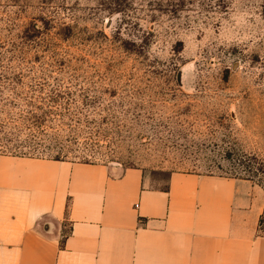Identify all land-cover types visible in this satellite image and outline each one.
I'll return each instance as SVG.
<instances>
[{
	"label": "rangeland",
	"instance_id": "374dc122",
	"mask_svg": "<svg viewBox=\"0 0 264 264\" xmlns=\"http://www.w3.org/2000/svg\"><path fill=\"white\" fill-rule=\"evenodd\" d=\"M2 155L264 188V0H0Z\"/></svg>",
	"mask_w": 264,
	"mask_h": 264
},
{
	"label": "crops",
	"instance_id": "0c3cea01",
	"mask_svg": "<svg viewBox=\"0 0 264 264\" xmlns=\"http://www.w3.org/2000/svg\"><path fill=\"white\" fill-rule=\"evenodd\" d=\"M264 188L0 156V264H264Z\"/></svg>",
	"mask_w": 264,
	"mask_h": 264
},
{
	"label": "trees",
	"instance_id": "16d2710c",
	"mask_svg": "<svg viewBox=\"0 0 264 264\" xmlns=\"http://www.w3.org/2000/svg\"><path fill=\"white\" fill-rule=\"evenodd\" d=\"M39 134H41V132H38L37 133V136ZM5 135H7V134H5ZM28 136H31V137H27L26 139H23V140H19L18 138H15V137H13L12 139H10V138H7V136H4L5 142H11V141L12 142H15L14 145H12V146H6V144H5L3 146L4 151H8L9 150V152H11V151L12 152H15V151H21V150H23L26 146L28 147L29 145L27 143H30V142L33 143V141H32V136L33 135L32 134H29ZM32 145H35V142ZM11 155H13V154H11ZM53 159L54 160H59L58 157H55ZM166 188H164V189L166 190ZM259 229L262 230V231H264V217H261V219L259 221Z\"/></svg>",
	"mask_w": 264,
	"mask_h": 264
}]
</instances>
